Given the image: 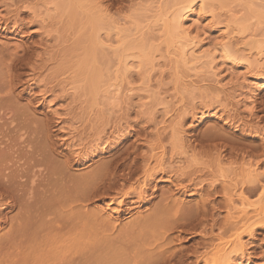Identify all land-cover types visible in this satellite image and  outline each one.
Listing matches in <instances>:
<instances>
[{
	"label": "bare ground",
	"instance_id": "bare-ground-1",
	"mask_svg": "<svg viewBox=\"0 0 264 264\" xmlns=\"http://www.w3.org/2000/svg\"><path fill=\"white\" fill-rule=\"evenodd\" d=\"M204 1L205 0H172L171 2L170 0L168 3H172L171 5H176L178 7L177 8L175 7L176 9H174V12H173L172 7L168 5V3H165L172 9L171 10L172 13L170 12L171 13L169 14L170 17H168L167 20L163 16L164 18L163 17L162 18L165 19L164 21L159 20L161 16H159V19H158V16H156L157 21L158 20L161 21V26H160L161 28L159 27L157 28L161 29V32L163 34L162 38H164L163 40H166V43H167V46L165 44L167 48V49L165 48L166 51L169 48L172 49L171 54L173 58L172 60L171 59H168V60L169 61L171 60V63H173V59H174L175 64L174 63L173 64L175 65L174 66L175 68L178 67L176 66V64L179 65V67L185 66L184 68L187 70H189L190 68L195 69L194 72L196 71L198 67L201 68V69L198 68L199 71L204 68V71L202 70L201 72L211 74L213 78L216 77L217 78V79L215 78L216 84H220L223 87L224 83H222L221 80L219 79L220 74L218 75L215 72L217 71L215 70L216 67L211 66V63L213 64V60H212L213 56L210 59L211 61L208 60L210 58V55H212L211 54L212 52L205 50V48L203 47L205 38L204 39L201 38V36L197 33V31L199 30L198 28H200L201 26L202 21L207 19V17L204 18L205 16L204 14H207L206 11H204L206 9V8L204 9V4H206L204 3ZM206 1H209V0H206ZM214 1H216L218 5L220 6L223 2H225V0H211V2H214ZM95 3L96 2L92 4V0H63L62 1L61 9L63 10L62 11L63 13L61 12L62 14L61 15L59 14L60 16L58 17L62 16L63 20L65 18L64 21L67 22V25L69 26V28L73 30V33H71L72 36L70 34L69 37L67 36L66 37L67 38L72 37L75 39L74 40L69 39L68 41V39L66 38H61V39H66V42L67 41L70 42V40H72V43H69L71 45H68V47L65 46L66 48H68L67 49L68 57H66V59L68 60L65 59V62H63L62 60L64 59L63 57L64 54L66 56V53H65L66 49L63 48L61 50V54H62L60 58L61 60L58 59V62H59L58 66H60L61 69L59 67L58 69L59 71L60 70L65 71V72H62L64 74L67 73L66 72L67 70L69 72V70L71 69L73 70L75 69V71H78L77 76L80 75L78 77L79 81L75 76H73V78L75 77L77 81L74 80L72 81V83L73 85L74 84L78 85V82L80 83L79 85H81L82 82L80 81H83L84 83H86L87 86L86 85L80 86V87L82 86L85 87V90H84V87L83 89L80 88V92L83 90L82 94L84 93L85 96H88L89 100L91 99L90 101H92L93 98L95 99V97L100 96V95L101 97L103 95L104 98L107 97L108 95L109 98H112V99L115 96L117 100L118 98L121 97L120 94L118 93L119 85L118 84L114 85L115 87L112 86L113 84L109 85L111 84L110 80L113 81L112 80L113 78L109 80L111 75L109 73L110 70L108 67L110 66V69H112L113 68L112 63H113L114 64L113 66H115L113 71H111V74L113 75V77L119 79L121 75L125 76L123 78L126 82L125 78H128L131 72L132 74H134L133 71H135V75L137 74L136 72H140L139 75H141V73H143L142 71L146 70L144 69V67L147 68L148 70V67H149L148 64L150 63L152 53L154 49H156L155 51H157L158 47L153 46L154 44L153 45L149 44L150 39L153 38L151 37L150 33L146 32L145 35H143L144 33L142 34L137 31L139 35H137V33L136 34L134 33L136 35L135 36L133 35V32L131 33V31H129L130 29L126 30L128 32H122L118 30L120 28L118 27V24L116 22L112 23V21L109 22L110 24L105 23L106 26H104L103 20L107 18L105 16L106 14L104 15L105 11L102 10L103 8L101 9V5L99 3L97 4ZM223 5H226V4L223 3L222 6ZM250 5L248 7H250ZM168 6H165L166 7L165 9L163 5L164 11L169 9ZM54 9H56V7ZM255 9L257 8H254V11ZM25 10L26 12H28V15L30 16V19H29L31 20L30 23L32 24L35 23L38 29L41 31V34L39 33L40 36L46 35L48 38L53 37L51 34L52 30L51 31L48 30V27L45 25V23H47L46 22L47 19L50 18L49 15L47 16L46 14L44 17H41L40 14L36 13L35 10L31 6L23 7L21 12ZM49 10H51V8L50 9L46 8V12ZM18 11L19 9L17 8L15 10L16 17L18 15L17 14ZM164 13H167V12H164ZM164 13L163 14L159 13V14L164 15ZM225 13L223 16L225 19V23L224 25H222L224 29L223 31H221L220 34H218L219 36H217L218 39L213 45L214 46L213 53L215 55L219 53L221 54L220 56L230 58L233 62L236 58L235 56L231 58V54L232 52L235 53L236 50L233 48L234 41L233 42L231 41L233 37L231 36V31L229 30V26H231V24L236 21L235 20L236 16L234 17L233 13L231 15H225ZM207 15H209V17L211 18L209 19L210 21H212L218 16L217 14L213 12L210 14L208 13ZM219 15L221 14L219 13ZM254 16L256 17L255 14ZM104 21L106 22V20ZM0 24H2V22H0ZM14 25L15 23L11 26V31L15 33H18V31L20 32V29H21L20 27H23V25H21V23L16 24L15 26ZM239 25L240 24H238V26ZM70 26H72V28ZM201 27H203V25ZM66 28L68 29V27ZM103 28H106V30L108 29L110 32L108 30L106 31ZM241 28L243 27H240V30H242ZM250 28L252 27L250 26ZM9 29L10 28L5 23L3 30L8 31ZM244 29L247 31L246 27L243 28V30ZM103 30H105V32H103L102 34ZM135 30H138V28L137 29L135 28ZM243 30L242 32H240L241 34H238V36L239 35L241 36L242 34H244L245 31ZM205 31L206 30H204V32L202 31L203 35L205 34ZM232 31L234 32L233 28H232ZM238 31H235L234 34L237 35L236 32ZM199 32H201V29ZM146 34L148 35V38L149 37L151 38L148 39ZM54 37L55 39L57 38L56 36ZM250 37L251 35H249L248 37H241V38L238 37V38H240V40L243 41L244 39L250 38ZM127 38H129V40ZM125 39H127L128 41ZM236 41L240 43L239 39ZM163 42L165 43V41ZM244 42H243L244 46L245 45L247 47L249 46V48L250 47L253 48V46H255L256 44L258 45V42L261 44L260 40L257 39L256 41L255 39L253 41L251 40V38ZM237 45L238 44H236V46ZM159 47L161 46L159 45ZM257 47L255 49L256 51L254 50L255 47L253 48L254 54H252V49H251V52H250L251 54L247 57L244 56V53H243V56L240 55L241 53L240 54H238L237 52L235 53L236 55L238 54V56L239 55L242 56L240 57V59L244 57L243 59H241L242 61L240 59H237L239 60V63L241 62L244 63V68L243 67L242 68L245 71L243 72H245V74L252 73V75L253 74L256 75L253 78L254 80L253 84H251L252 82L250 80V84L249 82H247L248 84L245 82L247 85L244 86L246 89H247V86H249L250 88L249 91L246 92L247 94L246 95L244 94L245 97L242 102V105L248 109V110L246 109V111H248L249 113H252L250 111L253 106L252 103L254 101L253 93L256 90H258V88L261 87V85H264V48L263 47L257 48ZM81 50L83 53H85L84 55L88 53L87 54L88 56H89V53L96 55V56L97 54H99L98 55L99 58L94 56L95 57L94 59H96L95 60L96 64L98 62L96 66V70L95 68H93L92 70L88 69L89 66L93 64V63L90 64L92 60L91 55L89 56L91 59L87 57L88 60L85 59L84 56L82 55L83 56L82 59L89 61L87 62V64L86 62H83L84 60L82 61L80 59L82 57L81 56L82 53H80ZM20 53H22V55H20ZM58 53H60V51H58ZM167 53L169 54L170 52H167ZM56 54L57 53L55 52V55ZM247 54H249V52ZM19 55L21 56L22 62H24V64L28 66V69H29L30 77L27 80H24V82L18 76H12V72L14 73L16 70L22 69L20 67H22L23 65L22 66L21 64L16 65V63L15 64L13 63L15 62L14 60L16 61L18 60L17 63L19 62L20 59H17L18 57H20ZM56 56H58L59 58L60 54ZM101 56L103 58L106 56L108 58L110 57L109 59L111 61L107 59V57L103 59ZM37 57L38 55L34 56V54H32L29 51L23 50L20 46L13 45V47H9L6 44H3L0 46V125L6 122L8 123L9 126H12V124L15 122L16 124L19 123L20 125H22L19 127L20 129L15 128L14 130V127H12L13 128L12 130L14 131L10 129L11 132L15 133L13 137L11 135L8 136L9 134H11L10 131H9V134L7 133L8 134L7 135L8 137H7L5 134L6 132H3L2 130L3 128L0 126L2 128V129L0 128V135H1V138H0V226L9 225L10 227V230H9L10 234L9 236H7L8 238L6 237V239L4 240L6 241L5 245H8V249L12 250V252L16 251V254L13 253V260L16 261V258L18 256L17 260L19 261L18 262L19 264H169L168 262L170 260H173L174 258L176 259L178 252L180 253L181 251L176 252L175 251L176 248L174 249V251L172 250V248H174V247L172 248L170 247V243L172 239L169 237L167 233L175 229L176 231H179L182 233V230L186 226V224L188 225L185 228L188 227V230H189L190 229L189 224H192V223L195 224V221L197 222L198 225L199 223L201 224V226L199 225V227H202L204 223L203 221H205V219L207 220L208 216L211 217V215L206 216L208 214L207 205L210 204L208 199L216 192L218 185L215 183V184H207L205 186L203 184V181L205 179L203 181L202 179L201 180L199 179L198 181L191 179L188 186L192 187V184H196L197 187L201 188V191L205 193V194L204 193L202 194H204L207 198L206 197L204 198V196L199 193L198 196L200 197V200H199L200 202H197L193 204L192 206L186 208L187 206L184 207L185 205L183 206L179 202V197H174V195L179 196V194L184 193L188 189L187 188L188 186H186L188 183L185 184L183 182L185 184L184 185L182 184V182L181 183L179 182L180 175L183 173H180L179 175L178 174L179 172L176 173L179 170L171 171V167H169L170 168L169 170L167 168L168 167L167 165L166 167H163L165 166L164 160H163L164 156L155 157L154 154L150 155V153L149 154L147 153L148 155H150V156H147V154L144 155L145 153H143V151H140V150H138V153H137L136 152L137 147L130 149L132 146L131 147L126 146L127 148L125 147L123 150L116 151V152L114 151V153L112 154V157L110 156L109 160L100 162L99 165H97L94 169H92L90 172L86 174H82L78 177L70 176L69 169L74 164L76 165V163L78 162L82 163L83 161L87 162L91 160L92 158L102 153H105L107 151L105 149L107 146L110 147L112 145L111 147L116 148L122 145L123 141L126 140L125 135L127 134L128 131H127V128H124L123 130H120V129L116 130L117 134L115 136L113 135V137L110 136L109 138L110 140L105 137H104L105 140L102 139L103 136L101 138L97 137V139L92 141L93 143L90 142L91 146H89V148L83 151L81 154L70 150V152L72 151V154L63 158L64 160L62 162H54L53 155L55 151H54L53 146L49 144L48 142L49 133L46 128V125L49 123L50 118L47 116H44V118L41 120L36 119V117L33 116L32 112L31 114H29L28 113L29 111H26L27 109H23L18 106L17 99L18 97L21 96V92L14 94L16 88L18 86L23 85L24 83L27 84L25 89L28 90V92H30L31 89H37L38 94L36 95L42 98V101L46 100L50 94H55L53 92L56 90L55 87L57 86H58L59 91L61 90L62 92H65L66 94H68L67 93L68 89L66 90L64 89L65 85L63 87L62 86L63 84L62 85L59 84L62 82L64 83L66 80H63V81H61L62 79L59 80V83L57 84V86L54 87V85H56L58 81L55 84L53 83L54 85L52 86L51 85L47 86L49 84L48 80L41 82L37 79V77H35L36 74H40L42 69H46V70L48 69L45 63H43L42 65H39L40 63L37 62L38 61ZM54 58L52 59L53 61H54ZM100 58L103 59V61L105 62L104 64H101L103 62H100L102 61ZM99 59L100 61H98ZM112 61H115V62H112ZM56 62L57 60L54 61L55 64ZM179 63L183 65H180ZM93 65L95 66V64ZM100 65L101 66L103 65L102 66L103 70L101 69L102 67ZM188 65L190 66V68L188 67ZM98 66H99V70L97 69ZM85 67L87 68L85 69ZM73 70H71L72 73L75 72V71L73 72ZM56 71H52L53 75H52V72L49 74H46L47 77L49 76L50 78V75L55 77L54 72L56 75L58 74V76L60 77L62 73L61 72L56 73ZM99 71L102 73L99 74ZM107 72H108V75H107ZM59 73H61V75H59ZM204 73L201 74V76L204 75ZM144 74H146V72ZM194 76H195V73H194ZM231 76H232V73H231ZM242 77L244 76L242 75ZM121 78L122 77H120V80ZM104 79L106 80L105 82H108L107 81L108 79L109 83L108 84L105 83ZM236 79L237 77H235V80ZM245 79L249 80L248 78H245ZM69 81H66L65 84H68ZM258 81H263V83L258 82ZM103 82L104 84L109 85L108 87L107 85H105L106 89H102L103 87H105L104 84H101ZM182 82L183 81L181 80L180 84H182ZM99 83L103 86L101 85L99 86ZM118 83L122 84V82H118ZM241 84H243V82ZM59 85H61V87H59ZM111 86L114 88L112 89ZM241 87L244 89L243 86ZM25 89L24 91H22L23 89L21 91L25 92ZM78 89L79 88L76 87L77 93L79 92ZM216 89L220 90L221 88L220 89L216 88ZM131 90L133 91V89ZM131 90L125 91L126 93L124 92V95H122V97L125 96V99H127L129 97V94L131 93ZM184 93L185 92H183V94ZM187 94L188 93H186V95ZM240 94H242V92L239 93V95ZM68 95L70 97L73 96V94H70V93ZM108 100L109 99H107V101ZM49 101L47 103H49ZM96 101H97V98H96ZM51 114L55 115L56 118L60 117L57 110H53ZM199 114L201 116L205 115L204 111H201ZM106 115L108 116V114ZM224 120H227L226 123L230 122L229 116L227 115ZM178 125L176 126L177 128H175V130L177 129V132L178 130H180L178 128ZM7 127L8 126H6V128ZM21 127L24 128V130L21 129ZM181 127L182 125H180V128ZM26 129L29 132H31L29 134V136L31 137L26 135L28 136L27 140L23 138L24 134L28 133ZM22 130L25 132L24 134L20 133V131ZM2 133H3V136H2ZM4 135L7 137L8 142H6V140L5 142L2 140L3 138L6 139ZM175 135L176 133L174 134V136ZM210 135L213 136L212 134ZM174 136H173L174 139L172 138V140L177 141L176 138H179L178 140H180L181 136L180 137L178 135H176L177 137H174ZM211 136H209V138ZM261 138L264 140V134L263 136H261ZM180 141H177V142H180ZM217 141H218V138H217ZM177 142H175L177 146L182 144V143L177 144ZM123 146L124 144L122 145V147ZM155 148L157 147L155 146ZM145 149H147L148 152H152V153H154L153 151H156V149H152V151H149L150 149L146 147ZM189 150H191V147L190 149H188V151ZM139 151L142 152L143 154L139 153ZM162 153H163V150L161 151V154ZM195 153H192L191 154L192 156L190 155L192 160L194 159V156L196 157L197 155V154L194 155ZM162 155H164V153ZM217 156H219V153ZM151 159L153 160L152 162L150 161ZM249 159H251L250 156H249ZM218 162H222V161H220L219 159ZM150 163H154V164L151 166ZM166 168L169 170V172L171 171L172 175L169 174L171 175L170 176L171 179L175 173L178 174L179 178L177 176L176 177L174 176L173 180L169 179L170 183H172L173 189H168V191H166L165 193L161 192L159 200H157V202L153 204V208L149 214L145 213L144 216H141V217L139 216L140 215L139 214L138 218L133 217L135 219L134 220L132 219L131 222L127 223L128 225L125 226V228L122 226L123 230L122 229L118 230L117 226L114 224V222L110 218L112 217L111 215L112 214L117 215L116 218H119L121 215L125 213L128 215V213L129 214L131 213V210L135 208H139L138 206H140V204L142 205L143 203H145L144 198L146 197V192L150 184L152 183L153 179H155L156 176L168 175L167 174L168 170ZM244 169H245L244 177L243 176L242 177L246 179L249 185L246 186L245 184L242 183L243 179L242 181L241 179H239L241 181L240 189L241 188L242 189L240 191L241 196L238 197L237 195H235V197L237 196L236 198L239 200V204H240V207H238L237 209L238 210L237 219L248 221V220H251L252 218H255L258 221L257 223L259 225V222H261V220L263 219L262 218L260 220L262 212L264 211V182H262L264 179V166L262 162L255 160V161L248 162L246 168ZM182 179L184 178L182 177ZM212 183H214V181ZM234 184L236 183H233L232 186H234ZM193 187H196V186H193ZM234 187L238 188L239 186L237 187L234 186ZM220 189H221V186H220ZM228 189L229 188H227V190ZM223 190H226V186L224 187L222 186V191L219 190V192H223ZM231 190L229 189L228 191H231ZM243 191L246 192L248 196H254L255 202L251 203L252 201L248 200L251 203L250 204L247 201L248 196L246 195V193H245L246 196H244ZM225 193L228 194L227 191ZM228 195L225 200H230L229 198L233 196L232 193L230 194L231 197ZM106 198H107V202L104 204L105 209H102L101 206H93V208L87 209L86 206H88V204L91 205L95 201L104 200ZM231 201H228V202L231 203ZM114 204L117 208L110 209V206ZM106 209L110 210V213L106 212L107 211ZM15 210H16V214H15L16 218H9L6 216L7 213L13 212ZM4 211H7V212L4 213ZM111 211H112V214H111ZM210 212L212 211L210 210ZM138 213H140V211ZM229 213L231 212H228V214ZM232 213L234 214V212ZM215 221L212 220L209 223L210 225H209L208 231L210 234L208 233V238H206L207 236L205 235L204 237L206 239H203L198 244L201 251L198 250L199 249L197 248L198 245L195 244L197 245L196 248H193V250H189L190 251L189 254L188 252H186V249H185L184 251L185 253H187L186 256L182 255V259L178 258L179 261L178 262L176 261L174 264H234L233 257L234 259L237 260V261H234L236 262V264H246L247 263L248 258H246V253H245V248H244L245 245L241 241V235L247 234V236L248 235L251 236L252 233L254 232L253 226H255V224L253 225V223L250 222L252 225L248 223V225L245 227H243L244 224H241L242 227L241 226L239 227H241L242 229L239 230L240 232L238 231L239 233L237 232L236 234L232 235V238H229L230 240L227 238L229 241L225 243L224 242L221 243V241H219L220 237H217V236L213 237L214 235L212 236L211 234L213 233L212 229L215 225ZM262 221L264 222V220ZM208 222H206L207 224L205 227H208L207 226ZM229 222L226 223V226L228 227L231 225V222L230 223ZM224 227L223 229L228 228V227L227 228H224ZM230 227L228 229H230ZM192 228H194V226ZM195 228H196V225H195ZM237 229L235 230V232L237 231ZM205 230H204V225H203V228L202 230H200V232L203 234ZM185 231L187 232L186 229L183 230L184 233H186ZM209 236H212V237L209 238ZM10 250H7V249L5 250L7 251V254L4 257L5 259L7 258L6 256H9L8 252ZM18 250L21 251V254L20 252L18 253ZM184 251L182 250V252ZM12 252L10 253L11 255H12ZM14 254L16 255L15 259H14ZM236 254H237V257H235ZM183 257L187 259L186 263L181 261L183 260ZM190 257H193L194 260L193 258H191L193 260L191 261ZM11 258L12 256H10V260ZM6 262H7L6 264H8V259ZM16 262H14V264ZM10 264H13V263L11 262Z\"/></svg>",
	"mask_w": 264,
	"mask_h": 264
},
{
	"label": "rangeland",
	"instance_id": "rangeland-1",
	"mask_svg": "<svg viewBox=\"0 0 264 264\" xmlns=\"http://www.w3.org/2000/svg\"><path fill=\"white\" fill-rule=\"evenodd\" d=\"M62 1L63 0H28V1L27 0H0V22H2V24H0V46L3 44L8 45L9 47H13V45L14 46H20L23 50L29 51L32 54H34V56L38 55V57H37L38 61L37 62L40 63L39 65H42L43 63H45V65H47L48 69L47 70L42 69L40 74H36L35 77H37V79L41 82L48 80L49 84L47 86H50V85L52 86L58 81L56 83V85H54V87L57 86V84L59 83V80H61V79H62L61 81H63V80L69 81L70 80L72 83V81H74V80L77 81L78 77L80 76V75L77 76L78 71H75V69L74 70L71 69V70H73V72L75 71L74 72L75 74L72 73L71 70H69V72L67 70L66 71L67 73H65L66 75L64 73H62L65 71H62V70L59 71V69H58V67L61 69V67L58 66V64H59L58 59L61 60L60 58L62 55L61 50L63 48L66 49L65 50L66 56L63 52L64 59L62 58L63 59L62 61L65 62L66 57H68L67 56V49L68 48H66L65 46L68 47V45H71L69 43H72V40H70V42H68L69 39H73V40L75 39L72 37L67 38L70 36L71 33H73V30L70 29L69 26L67 25V22L64 21L65 20L64 17H63L64 20L62 19V16L58 17L63 13L62 12L63 10L61 9L62 8V5H61ZM169 1L170 0H168V1L167 0H92V4H94V2H96L95 4L99 3L101 5V9L103 8L102 10L105 11L104 15L106 14L105 16L107 18L104 19V20H106V22L103 20L104 26H106L105 23H109L112 21V23L116 22L118 24V27H120L118 30H120L122 32H128L126 30L130 29L129 31H131V33L133 32V35H135L136 33H137V35H139V33H142V34L144 33L143 35H145L146 32L150 33L151 37H153V38H151V37L148 38V35L146 34L148 39L151 38L150 41L148 40L150 43L149 42L148 43L152 44V45L154 44L153 46L159 48V50L157 48V51H155L156 49H154L152 56H151L150 63L148 64L149 67L144 65V66L148 67V70H147V68L144 67V69H146L147 71L146 70L142 71L143 73H141V75H139L140 72H136L137 73L136 75H135V71H133L134 74H132V72H131V74L128 76V78H125L126 82L128 81L127 83L125 82V80L123 78L125 76L121 75L120 76V77H122L121 80H120V77H119V79L113 77V75L111 74V71H113V69L115 68V66H113L114 65L113 63H112L113 68L111 67L112 69H110V66L108 67L110 70L109 73L111 75L109 80L113 78L112 79L113 81L110 80L111 84H109V85H112V84H113L112 86L117 85V84L119 85V92L118 93L121 96V97L119 96L120 97V98H118L119 100L118 99L116 100L115 96L112 99V98H109L108 95L105 98L103 97V95H102V97L100 95V96L95 97V99L93 98L92 99L93 102H92V101H90L91 99L89 100L88 96H85L84 93L82 94L83 90L80 92V88L83 89V87L86 85V83H84L83 81H80V82L84 83V84L81 83V85H84V86L80 87L81 85H79L80 84L79 82H78V85H79L78 86L77 84H74V85H73V83L71 84L70 81L68 84H65L66 83V81H65L64 83L62 82L59 84H61V85L63 84L62 85L63 87L65 85L64 89L65 90L68 89L67 93L73 94L72 97H70L65 92H62L61 90L59 91L58 86H57V87H55L56 90L54 89L55 91L53 92L55 94H50L51 96L49 95L48 98L46 97L47 98L46 100L42 101V98H40L36 95V94H38V90L37 89H31V91L28 92V90L25 89L27 84L24 83L23 85L18 86L14 92V94L21 92V96L18 97V99H17V102H18L17 104L20 108L27 109L26 111H29L28 112L29 114H31V112H32L33 116L36 117V119L41 120L44 118V116H47L50 118V121L46 125V128H47V131L49 133L48 134V136H49L48 142H49V144H51L53 146L54 151H55L54 155H53L54 156L53 157L54 162H62L64 160L63 158L72 154V151L81 154L83 151L87 150L89 148V146H91L90 142L93 143L92 141L97 139V137L101 138L103 136L102 139H104V137L109 139L110 136L113 137V135L115 136L117 134L116 130H119V129L123 130L124 128H127V131H128V132L126 131L127 137L125 135L126 140L123 141V143H122V145L124 144L123 147H122V145H120L116 148L111 147L112 145L110 146L111 148L107 146L105 148L107 150L105 153H102V154L92 158L91 160H89L87 162L83 161L82 162L83 164L80 162L76 163V165L74 164L69 169V175L72 177H78L82 174H86V173L90 172L97 165H99L100 162L109 160L110 156L112 157V154L114 153V151L115 152L120 151V150H123L126 146H128V147L132 146L130 149L137 147V151H136L137 153H138V150H140V151H143V153H145L144 155H146L147 153L148 154L150 153V155L154 154L155 157H159V156L163 157L164 156L163 160H164L165 166H163V167H166V165H167L168 166L167 168L169 170H170L169 167H171V171L179 170L176 172V173L179 172L178 173L179 175H180V173H183L180 175V179H179L180 181L179 180L178 181L180 183L182 182V184L188 183L186 186L189 185L191 179L192 180L194 179L195 181H198L199 179L200 180L202 179V181H203L205 179L203 181V184L205 186L207 184H215V183L218 185L216 192L214 191L215 193L208 199L210 204L207 205L208 206V214L206 216L211 215V217L208 216V219L207 220L205 219L206 222L209 221L208 225H207L208 227H205L207 223L205 221H203L204 222L203 223L204 230H205V228L207 230V231L206 230L204 231L205 234L204 233L202 234L200 232V230H202V228H203V225H202V227H199V225L201 226V224L199 223V225H198L196 221H195V224L194 223L189 224V226H190L189 230H188V227L185 228L188 225V224H186V226L183 228V230H185V229L187 230V232L185 231L186 233H184L183 230L181 233L179 231H176V229L169 231L167 233L169 235V237L172 239L171 243H170V247L171 248L174 247V248H172V250L174 251V249L176 248L175 249L176 252L181 251L180 253L178 252L176 259L174 258L173 260H170L168 262L169 264L170 263L174 264L176 261L178 262L179 261L178 258L182 259V255L186 256L187 253H185V251H184L185 249H186V252H188V254H189V252H190L189 250H193V248H196V246L200 243V241L208 238V233H209L208 228L210 225L209 223L212 220L215 221L216 219L217 220L215 221V225L212 229L213 233H211V234H212V236L214 235L213 237H215V236L220 237L219 241H221V243L222 242L225 243V242L229 241L230 240L229 238H232V235L236 234L240 229H242L241 224H244L243 227L247 226L248 223L249 224L253 223V225L255 224V226H253L254 232L252 233L251 236H249V235L247 236V234L241 235V241L245 245L244 248H245L246 258H248L246 264H264V222L262 221V220H264V211L262 212V215L260 218V220L263 218L261 220V222L263 224L261 222H259V225H258V223H257L258 221L255 218L248 220L249 222L246 220L245 221L239 220V219H237V216H238V210L237 209H238V207H240V204H239V200L236 198L237 196L238 197L241 196L240 191L242 188L240 189V187H241L240 185H241L242 179H243V181H242L243 184H245L246 186L249 185L248 182L246 181V179L243 178L244 177V170H245L244 168H246L247 163L250 161L257 160V161L262 162L263 166H264V140L261 138V136H263V134H264V85H261V87H259L258 90H256L253 93L254 94V96H253L254 101L252 103L253 106H252L251 111H250L252 113H249L248 111H246L247 108H245L242 105V102H243L245 95L247 94L246 92H248L250 88H249V86H247V89H246L244 86H246L248 84L247 82H249V84H250V80L252 82L251 84H253L254 83L253 78L256 75H254V74L252 75V73L251 74L250 73L245 74V72H243V71H245L243 69L244 63L241 62L242 63V65H241V63H239V60H237L243 56V53H244L245 57L249 56L251 54L250 53L251 49H252V54H254L253 53L254 47H255L254 50L256 49L257 46H258L257 48H259V47L264 48V23H263V21H264V19H263L264 18V8H263L264 7V0H258L259 2L257 0H252V1L251 0H242V1L241 0H228V1L225 0V2H223L226 4V5H223L224 7L222 6L223 3L220 6V5H218V3L216 1H214V2H211V0H209V1L205 0L206 2L204 1V3H206V4H204V9L206 8L204 11H206L207 14L208 13L210 14L213 12V13L217 14L218 16L215 19H213L212 21H210L209 19H211V18L209 17V15L204 14L205 15L204 18L207 17V19L202 21L201 26L203 25V27L200 26V28H198L199 30L197 31V33L201 36V38H203V39L205 38L204 39V46H203L205 48V50L212 52V53L210 52L212 55H210V58L208 60L211 61L210 59L213 56V58H212L213 64L211 63V66L216 67L215 70H217V71H215V72L218 75L220 74V77L219 76L218 77L221 80V82L224 83L223 87L220 84H216V79H217L216 77L213 78V76H211V74L201 72L202 70L204 71V68L199 71V69H201V68L198 67L199 69L197 68L196 71L194 72L195 69L190 68L189 65H188V67L192 70H190L188 67L187 68L189 70L185 69L184 68L185 66L179 67V65H177V64H176V66H178L179 68L178 67H177L178 69L175 68L174 67L175 66L174 65L175 64L174 59H173L174 64L171 63V60L173 58V56L171 54L172 49L169 48L166 51L167 43H166V40H163L164 39V38H162L163 34L161 32V29H159V28H161L160 27L161 21H159V20H163V21L165 19L167 20V18L170 17L169 14H171L172 11L174 12V9H176L178 7L176 5H171L172 3H168ZM171 2H172V0H171ZM165 3H168V5H170L173 10L168 5H166ZM49 4L51 7L49 6ZM9 5H11V6H9ZM163 5H164L165 9H166L165 6H168L169 9L164 11ZM249 5H250V7H248ZM25 6H31L35 10L36 13L40 14L41 17H44L46 14H47V16L48 15L50 16L49 19H47L48 17L46 18L47 23H45V25L48 27V30H50V31L52 30L51 34L53 37L48 38L46 35L40 36L41 31L38 29V27L35 23H33V24L30 23L31 20H29L30 16L28 15V12H26V10L21 12L22 8ZM225 6H227V7H225ZM55 7H56V9H54ZM17 8L19 9V11H18V13H17L18 15L16 17L15 16L16 15L15 10ZM46 8H49V9L51 8V10L46 12ZM162 8H163V10H162ZM254 8H257V9H255V11H254ZM229 9H231L233 11H231ZM257 10L259 11V13ZM225 11H226V13H225ZM230 11H231V13H230ZM48 12H50V13H48ZM164 12H167V13H164ZM159 13L160 14L164 13V15H160ZM219 13L221 15H219ZM224 13H225V15H231L233 13V16L234 17L236 16V19H235L236 21L232 23L233 25L231 24V26H229V30L231 31V36L233 37L231 41L232 42L234 41V45H235V46L233 45V48L236 50V52L238 54L241 53L240 55H242V56H240V55L238 56V54L237 55L235 54L236 52L235 53L232 52L231 58H233L234 56L236 58L233 62L230 58L220 56L221 54H219L217 52H216L217 53L216 55L213 53V47H214L213 45L216 42V40L218 39L217 36H219L218 34H220L221 31H223V29H224L222 26L225 23V19L223 17ZM253 13L256 15V17L254 16ZM156 16H158V19H159V16H161V18L157 21ZM163 16L165 17V19H163L164 18ZM257 16H259V17H257ZM155 17H156V19H155ZM219 17H221V18H219ZM5 23L10 28L8 30L9 32L7 30H3ZM14 23H15V25L20 24V23H21V25H23V27H20L21 28L20 32L18 31V33H15V32L11 31V26ZM238 24H240L239 25L240 27H243V28L246 27V29H247V31H246L245 29L243 30V28H241L243 31H245L244 34H242L241 36L240 35L238 36V34H241L240 32H242V30H240V27L238 26ZM250 26L252 28H250ZM66 27H68V29ZM70 27L72 28V26H70ZM157 27H159V28H157ZM231 27L233 28L234 32L232 31ZM238 27H239V29H238ZM135 28L136 29L138 28V30H135ZM103 29L106 30V28H103ZM200 29H201V32H199ZM63 30H65V31H63ZM105 30L102 31V34H103V32H105ZM204 30H206V31H205V34L203 35L202 31L204 32ZM235 31H238L239 33L236 32L237 35L234 34ZM67 33H68V35H67ZM150 34H149V36H150ZM249 35H251V37H250L251 40L254 41L256 39V41H257V39H258V40H260L261 44L258 42V45L256 44L255 46H253V48L252 47L249 48V46L247 47L246 45L244 46V43H246L244 41L249 40L250 38H246L243 41H241L240 38L241 37H248ZM54 36H56L57 38L55 39ZM71 36H72V34H71ZM158 37H160V38H158ZM238 37H240V38H238ZM61 38L68 39V41H67L68 43L66 42V39H61ZM127 39L129 40V38H127ZM127 39H125V40H127ZM238 39H239L240 43L238 41H236ZM163 41H165V43ZM165 44H166V46H165ZM236 44H238L239 46L238 45L236 46ZM259 44H260V46H259ZM159 45L161 47H159ZM243 46H244V48H243ZM245 47L249 48L250 50L245 48ZM240 50H241V52H240ZM58 51H60V53H58ZM55 52L57 53L56 55L60 54L59 58H58V56L55 55ZM167 52H170V53L168 54ZM248 52H249V54H247ZM80 53H82L81 56L83 55L84 58L87 60H88V58H90L89 56L91 55L92 60H91L90 64L93 63V64H95V66L93 64H91V65L88 64V65H90L88 69L92 70L93 68H95V70H96V66L98 64V62L96 64V61H95L96 59H94L95 58L94 56H96V55H93L90 53H89V56L87 55L88 53L86 55H84L85 53H83L82 50ZM20 55H22V53H20ZM98 55L99 54H97L96 57H98ZM54 56H55V58H54ZM83 56L80 59L82 61L84 60L83 62H86V64H87V62H89V61L82 59ZM51 57L54 58V61L57 60L56 64L54 63V61L52 60L53 58H51ZM106 57H104V58L102 57V58L105 59ZM109 58L107 57V59H109ZM243 58H241V59H243ZM17 59H20L19 62L17 63L18 60L17 61L14 60L15 62H13V63L14 64L16 63V65L21 64V66L22 65L23 66L20 67L22 69L16 70L17 72L16 71L14 73L12 72V76H18L24 82V80H27L30 77L29 76V69H28V66H26L24 64V62H22L21 56L18 57ZM100 59L98 61H100ZM103 59H101L102 61H100V62H103L101 64L105 63L103 61ZM168 59H171V60L169 61ZM66 60H68V59H66ZM93 60L95 61V63ZM112 62H115V61H112ZM106 63H107V61H106ZM151 63H152V65H151ZM180 65H183V64H180ZM86 68L87 67H85V69ZM97 69L99 70V66L97 67ZM101 69L103 70V67ZM101 69H100V71H101ZM52 71H56V73L61 72L62 75H61V73H59V75H61L59 77L58 74L56 75L54 72V76L55 77L58 76L57 78H55L52 76L53 75ZM70 71H71V73H70ZM100 71H99V74L102 73ZM233 71H234V73H233ZM51 72H52V75H50V78H49V76L47 77L46 74H49ZM145 72H146V74H144ZM194 73H195V76H194ZM203 73H204V75L201 76V74H203ZM231 73H232V76H231ZM242 73H244V74H242ZM105 75H106V73H105ZM107 75H108V72H107ZM242 75L245 78H248L249 80L242 77ZM73 76H75L77 79H75V77L73 78ZM235 77H237L236 80H235ZM53 78H55V79H53ZM65 78H67V79H65ZM68 78H70V79H68ZM71 78H73V79H71ZM176 78L178 80L180 79L179 82ZM202 78H203V80H202ZM102 79H103V77H102ZM200 79H201V81H200ZM109 80L107 79L108 82H105L106 80L104 79V82L108 84ZM181 80L183 81L182 84H180ZM78 81H79V79H78ZM176 81H177V83H176ZM104 82L101 84H104ZM118 82H122V84L120 83L121 84L120 85ZM190 82L192 83V85ZM242 82H243V84H241ZM258 82L263 83V81H258ZM69 84H71V85H69ZM101 84L99 83V86ZM107 84H104V86ZM61 85H59V87H61ZM66 85H68V86H66ZM109 85H107V87ZM182 85H183V87H182ZM74 86H75V88H74ZM101 86H103V85H101ZM112 86H111V88L113 89L115 86L114 87H112ZM241 86H243L244 89ZM76 87L79 88L78 90H79L80 94H79V92L77 93ZM191 88H192V90H191ZM216 88H218L220 90H217ZM24 89H25V92H22V91H24ZM102 89H106V86L103 87ZM131 89H133V91ZM84 90H85V87H84ZM128 90H131V93L129 94V97L131 99L129 97L127 99H125V96L122 97V95H124V92L128 91ZM120 91H121V93H120ZM183 92H185V93L183 94ZM217 92H219L220 94ZM241 92H242V94L239 95V93H241ZM186 93H188V94L186 95ZM104 95H106V94H104ZM237 95H238V97H237ZM50 98H51V100H50ZM96 98H97V101H96ZM99 98H101V99H99ZM106 98L109 100L107 101ZM114 98H115V100H114ZM48 101H49V103H47ZM70 102H71V104H70ZM80 104H82V105H80ZM79 105H80V107H79ZM103 109H104V111H103ZM191 109H193V110H191ZM227 109H229V110H227ZM53 110H57L60 117L56 118L55 115L51 114ZM107 111H109V112H107ZM201 111H204L205 115L201 116L199 114ZM221 111H222V113H221ZM214 112H216V113L218 112V113L216 114ZM106 114H108V116ZM225 115L229 116L230 122L226 123L227 120H224L226 118ZM58 121H59V123H58ZM180 122H181V124H180ZM15 124H16V122L13 123L12 126H9L7 122L2 123L0 126L3 129L1 127L0 128L3 130V132H6L5 134L7 136L9 134L10 129L11 130L13 129L12 127H14V130H15V128L20 129L19 127L22 126L19 123H17L16 125ZM5 125L8 126L9 128L8 127L6 128ZM177 125H178V128L180 129V130H178V132H177V129L175 130V128H177L176 127ZM180 125H182L181 128H180ZM15 126H17L18 128ZM21 129L24 130V128H22V127H21ZM14 130H12V131H14ZM23 130L20 131V133L24 134L25 132ZM129 132H130V134H129ZM10 133L11 134H9L8 136L11 135L13 137V135L15 134L11 131H10ZM30 133L31 132H29V131H28V133H25L23 138L25 140H27ZM175 133L179 137L181 136L180 140L182 142L180 140H178L179 138H176V139H177V141H180V142L172 140ZM210 134H212L213 136H211ZM26 135H28V136H26ZM176 135L174 137H177ZM2 136H3V133H2ZM209 136H211V137L209 138ZM7 137H6V139L3 138L2 140L4 142H5V140H6V142H8ZM29 137H31V136H29ZM0 138H1V135H0ZM217 138H218V141H217ZM147 140L150 141L151 143L148 142ZM137 142L138 143L140 142V143L138 144ZM175 142H177V144L182 143L183 145L182 144L181 145L183 147L181 145L177 146ZM188 144H189V146H188ZM194 144H195V146H194ZM155 146L157 148H155ZM145 147L149 148L150 149L149 151H152V149H156V151H153L154 153L148 152V150L145 149ZM187 147H189V148H187ZM190 147H191V150L188 151V149H190ZM108 149H109V151H108ZM70 150H72V151L70 152ZM146 150H147V152H146ZM162 150H163L164 155H162L163 153L161 154ZM140 151H139V153H142ZM192 153H195L194 155H196V154L198 155V156L196 155V157L193 155L194 156L193 160L191 158ZM218 153H219V156H217ZM148 154H147V156H150ZM186 154L189 156H187ZM249 156L252 160L249 159ZM218 158L222 162H218V160H219ZM256 158H258V159H256ZM248 160H250V161H248ZM150 161L152 162L153 160L151 159ZM153 164L154 163H150L151 166ZM169 170H168V172H169ZM171 171L169 173L167 172V174L168 175L171 174ZM176 173L174 174V176L178 177V174H176ZM168 175H165V176L164 175L163 176L158 175L155 177V179H153L152 183L150 184V186L146 192V197L144 198L145 203H143L142 205L140 204V206H138L139 208H135V209L131 210V213H130L131 215L129 213H128V215L125 213L126 215L123 214L119 218H116L117 215L112 214V211H111L112 215L111 214L110 215L112 217H110V216L109 217L114 222V224L117 226L118 230L119 229L123 230L122 226L125 228V226L128 225L127 223L131 222L132 219L133 220L135 219L133 217L138 218L139 214H140L139 215L140 217L144 216L145 213L149 214L153 208V204L156 203L157 200H159L161 192L165 193L166 191H168V189H173L172 183H170L169 179L173 180L174 176H172V179H171L170 176L172 174L169 175V177H168ZM182 177L184 179H182ZM239 179H241V181ZM213 181H214V183H212ZM262 182H264V179ZM233 183L238 184V185L234 184V186H236V187L239 186V187L235 188L234 186H232ZM193 186H196V187H193ZM205 186H204V188H205ZM220 186H221V189H220ZM222 186L223 187L226 186V190H223L224 193L219 192V190L222 191ZM187 188H188L187 191H185L182 194H179V196L174 195V197H179V202L183 206L185 205L184 207L187 206L186 208L192 206L193 204H195L197 202H200L199 201L200 197L198 196L199 193L201 195H203L204 198L206 197L204 195L205 193L202 192L201 188H198L196 184H192V187L188 186ZM227 188H229L230 190L232 189V190L228 191L229 189L227 190ZM193 189H195V190H193ZM226 191L229 195L225 193ZM229 192H231L233 194L232 197L230 195L231 193H229ZM202 193H204V194H202ZM243 193H244L243 194L244 196H246V195L248 196V194L246 192L243 191ZM245 193H246V195H245ZM227 195L231 197V198H229L230 200H225ZM235 195H237V196L235 197ZM232 198L234 201L232 200ZM247 198H248L247 201L248 200L252 201L251 203L255 202L254 196H248ZM149 199H150V201H149ZM228 201H231V203ZM106 202H107V198L104 200L95 201L91 205L88 204V206H86V207H87V209H91V208H93V206H101L102 209H105L104 204ZM228 207H229V209H228ZM112 208H117V207L114 204V205L110 206V209H112ZM210 210L212 212H210ZM139 211H140V213H138ZM6 212L7 211H4V213H6ZM106 212L110 213V210H107ZM228 212H231V213L234 212V214L233 213H232L233 215L231 213L228 214ZM15 214H16V210L13 212L7 213L6 216L9 218H16ZM229 215L230 216L232 215L231 218ZM233 216H234V218H233ZM227 218H228V220H227ZM235 219L237 220V222ZM226 221L231 222V225H230L231 227L229 226L230 229H228L229 227L226 226V223H227ZM232 221L234 222L235 225L233 224ZM236 223H237V225H236ZM260 224H262V225H260ZM195 225H196V228H195ZM227 225H229V224H227ZM193 226H194V228H192ZM222 226L223 227L226 226L224 228H227V227L228 228L223 229ZM239 226H241V227H239ZM219 227H220V229H219ZM181 229H179V230H181ZM236 229H237V231L235 232ZM9 230H10L9 225L0 226V241H1L0 242L1 243L0 244V257L3 255V253L6 249L10 250V249H8V245H5L6 241L4 240V239H6L7 236H9V234H10ZM190 231H192V232H190ZM170 233H171V235H170ZM205 235L207 236L206 238L204 237ZM212 236H209V238ZM213 242H215V241H213ZM195 244H197V245H195ZM197 248H199V245L197 246ZM179 249H181V250H179ZM182 250L184 252H182ZM198 250L201 251L200 248ZM11 252H12V250H10L8 252L9 256H6L7 258L5 259L4 257L7 254V251H5L4 255L0 258V262H1L0 264H6L7 259H8V264H10L11 262L14 264V262H16V261L17 262L15 264H17L19 262L17 260L18 256L16 258V261L13 260V253L16 254V251H13L12 255L10 254ZM19 252L21 254L20 250H18V253ZM15 254H14V259L16 257ZM237 254L235 255V257H237ZM10 256H12L11 260H10ZM191 258H193V257H190V260L193 261L194 258H193V260ZM233 260L237 261L236 259H234V257H233ZM181 261L186 263L187 259L185 257H183V260H181ZM234 261H233V263L236 264V262H234Z\"/></svg>",
	"mask_w": 264,
	"mask_h": 264
}]
</instances>
